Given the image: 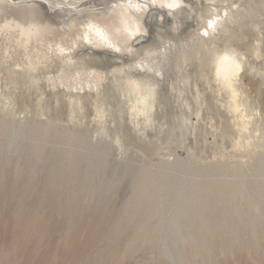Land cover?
Listing matches in <instances>:
<instances>
[{
    "label": "rangeland",
    "instance_id": "1",
    "mask_svg": "<svg viewBox=\"0 0 264 264\" xmlns=\"http://www.w3.org/2000/svg\"><path fill=\"white\" fill-rule=\"evenodd\" d=\"M223 1L184 0L180 29L151 22L154 37L123 52L76 17L81 50L32 42L52 64L0 36V264H264V4L241 0L249 13L215 40ZM224 54L243 61L238 99L213 76Z\"/></svg>",
    "mask_w": 264,
    "mask_h": 264
},
{
    "label": "bare ground",
    "instance_id": "2",
    "mask_svg": "<svg viewBox=\"0 0 264 264\" xmlns=\"http://www.w3.org/2000/svg\"><path fill=\"white\" fill-rule=\"evenodd\" d=\"M202 1L208 3V1L213 0H196V3ZM240 1L241 0H225L223 1V5H217L219 8H222V6L226 7L224 13L221 15L222 17L213 25L216 32L211 31L213 36L212 39H220L221 31L228 25L230 28L232 27L231 24L234 23H236L235 26H238L237 24L242 22L239 14L246 16L249 13L248 9L240 13L239 8H237L240 7ZM248 1V3L252 4L249 6H253V4L260 0ZM261 1L264 4V0ZM95 2L96 0H0V36L2 39V50H6L9 54H14V52L21 49L27 50L25 55L29 64L32 65V58H35L37 62L48 61L49 64L55 63L56 60L53 57L55 55H48L49 52L46 51L48 48L45 49V47L44 49H40V47L45 46L44 44H46L45 42H47V40V43L49 44V40L53 38V36L49 35H55V37L60 38L62 37L72 51L88 46L86 45L87 43L85 39L82 37V33L79 31L80 23L76 19V17L86 16L85 18L94 20L107 33L108 37L106 40L102 41L103 45L113 44V48L114 45L118 48L115 49L116 51H129L135 49L137 43L143 40H150L153 33L152 31H154L150 24L153 22L155 24H160L161 22L168 23L171 21L173 24L169 29L173 31L180 29V22H173V20L175 21L178 18V15H180V12L184 10V0H164V3L161 5H153V3L151 4L146 0H107L102 3L99 2L98 5ZM192 8H190L191 11ZM216 11H219V9ZM255 12L253 14L251 13L253 17L252 28L254 30L264 31V9L257 11V13ZM187 16L188 18H193L191 15ZM55 19H58V21ZM61 26L64 27V32L60 30ZM218 26H220V28H218ZM155 31L159 32L157 29ZM109 38H111L112 43ZM200 39L202 40V38ZM32 42L40 43V45H42L40 46L37 44L40 46L38 47L37 45H33ZM48 44L47 46H49ZM256 47L258 49L261 48L259 45ZM262 52H264V48ZM154 54L155 56L147 61L149 66L155 68L154 73H147L146 75L156 78V73L164 75L163 70L165 69L166 62L162 60L153 62V60L154 58H157V54H162L163 56L166 54L161 53V51H156ZM14 59V61H18V59ZM93 59L92 56H89L87 59L85 56L76 57V61L79 62H90ZM214 61L213 76H225L228 80L229 86L233 88L232 92L235 95L234 97H237V84L242 80L241 74L245 72L243 61L234 56L228 57L226 54L217 55ZM139 64L144 66L141 61H139ZM255 71L258 72L254 68V72ZM262 73L264 80V71ZM94 77L95 81L99 83L101 76L95 75ZM129 80L130 82L136 83V78L133 75L129 77ZM214 88L217 89V86ZM233 106L235 109H239L241 104L234 99ZM245 121L247 125L251 122V119ZM7 125V122L0 120V129H3L2 131L7 130ZM64 136L68 137L70 139L69 141L72 143L79 142V137H81L80 135H72L71 133H66ZM100 164L102 165V170H104L106 165L105 162H100ZM71 170L73 169H70V171ZM50 173L55 174L56 171L52 170ZM17 175L18 172L13 170L11 182H15ZM147 184H149V182H147ZM23 196L24 192H21L19 197L23 198ZM41 199L42 196L36 200L35 204L37 206L41 203Z\"/></svg>",
    "mask_w": 264,
    "mask_h": 264
}]
</instances>
